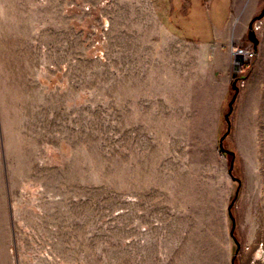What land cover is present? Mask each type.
Segmentation results:
<instances>
[{
  "label": "rangeland",
  "instance_id": "rangeland-1",
  "mask_svg": "<svg viewBox=\"0 0 264 264\" xmlns=\"http://www.w3.org/2000/svg\"><path fill=\"white\" fill-rule=\"evenodd\" d=\"M164 11V0H0V264H230L238 183L218 138L233 90L215 123L214 90L201 94ZM248 22L230 46L253 48ZM253 23L238 88L257 85L260 155L245 174L229 115L234 220L240 190L259 175L264 186V12ZM235 227L234 264H264V237L254 255Z\"/></svg>",
  "mask_w": 264,
  "mask_h": 264
},
{
  "label": "crops",
  "instance_id": "crops-1",
  "mask_svg": "<svg viewBox=\"0 0 264 264\" xmlns=\"http://www.w3.org/2000/svg\"><path fill=\"white\" fill-rule=\"evenodd\" d=\"M164 1L166 23L178 36L176 42L186 47L183 53L190 58L191 78L198 81L201 94L206 88L214 90L211 112L216 123L230 85L232 58L229 46L243 40L244 28L257 0ZM252 79L248 77L246 86L238 90L230 119L236 157L241 160L245 174L250 172L256 176L260 155L257 128L262 121L257 85ZM261 184L259 175V180L255 177L240 190V193L243 190L239 197L245 203V209L234 220V227L236 223L235 228L245 240L246 249L254 248V255H260L262 244L257 240L264 237V186ZM253 259L258 260L257 256Z\"/></svg>",
  "mask_w": 264,
  "mask_h": 264
},
{
  "label": "water",
  "instance_id": "water-1",
  "mask_svg": "<svg viewBox=\"0 0 264 264\" xmlns=\"http://www.w3.org/2000/svg\"><path fill=\"white\" fill-rule=\"evenodd\" d=\"M263 12H264V7L262 8L260 14L257 15L256 17L252 18V19L249 21V23H248L247 37H248V39L252 42L253 48H256L257 43H258V39H257V37H256V35H255V31L252 29V23H253L254 19H257V18L261 17L262 14H263ZM235 58L237 59L238 56H236ZM230 86H231V88H232V90H233V93H232V95H231L229 101L227 102L228 109H227V111H226V112L224 113V115H223L224 120H225V122H226V129H225V131H224V132L219 136V138H218V147H219L220 151L229 152V153L231 154V159H230V163H229V166H228V170H227V171H228L229 175L231 176V178H232L233 180H235V181L238 183V185H237V187H236V190H235L234 197H233V199L231 200V202H230V203L228 204V206H227L228 215H229V217H230V219H231V228H230V230H229V234L231 235V237H232V239H233V241H234V243H235L234 254H233V256L231 257L230 262H231V264H234V257H235V255H236L238 249H239V243L237 242L236 238H235L234 235H233L234 218H233V216H232V214H231V210H230V209H231V206H232V204H233V202H234V199H235L236 196H237V192H238V188H239L240 180H239V178L235 177V176L232 174V167H233V160H234V152L231 151V150H228V149H226V148L223 147V139L226 137V135H227V134L229 133V131H230V119H229V115H230V113H231V111H232V108H233V102H234V100H235V98H236V96H237V93H238L239 88H238V86L236 85L235 80H232V81H231Z\"/></svg>",
  "mask_w": 264,
  "mask_h": 264
},
{
  "label": "built area",
  "instance_id": "built-area-1",
  "mask_svg": "<svg viewBox=\"0 0 264 264\" xmlns=\"http://www.w3.org/2000/svg\"><path fill=\"white\" fill-rule=\"evenodd\" d=\"M256 24L252 23V29L256 30ZM230 55L232 58V80H235L237 86L244 84L246 71L250 68V62L255 56L252 47L230 46ZM238 56L236 59L235 57Z\"/></svg>",
  "mask_w": 264,
  "mask_h": 264
}]
</instances>
